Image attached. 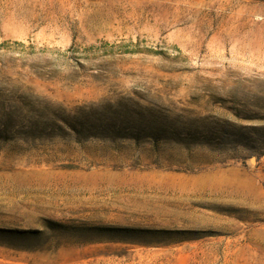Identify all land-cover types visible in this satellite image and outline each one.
Instances as JSON below:
<instances>
[{"label":"rangeland","instance_id":"obj_1","mask_svg":"<svg viewBox=\"0 0 264 264\" xmlns=\"http://www.w3.org/2000/svg\"><path fill=\"white\" fill-rule=\"evenodd\" d=\"M0 264H264V0H0Z\"/></svg>","mask_w":264,"mask_h":264},{"label":"trees","instance_id":"obj_2","mask_svg":"<svg viewBox=\"0 0 264 264\" xmlns=\"http://www.w3.org/2000/svg\"><path fill=\"white\" fill-rule=\"evenodd\" d=\"M129 113L131 114H135L140 116L138 119H140V121H138L137 119L133 120L132 118H128V119H124L122 118V120H120V122L122 124H124L123 126L116 124V120L118 121V119H116L117 117H110V116H99V117H89L88 116H84L83 118H78L75 119L73 124L68 123L67 121L63 120L62 118L60 119L67 127H69L71 130H75V128H79L78 133L82 132V134H86L88 136H95L96 134H101L102 136L105 137H109V134H118V132H127L128 131H134L137 132L140 129L139 126L143 125V126H153L154 125V121H150L148 122L146 120V118L143 116V114L141 113V110H131ZM87 117V118H86ZM88 120H93L95 121L94 123L89 124ZM73 121V120H71ZM117 132V133H116ZM131 138L137 139V133L134 136H129Z\"/></svg>","mask_w":264,"mask_h":264}]
</instances>
